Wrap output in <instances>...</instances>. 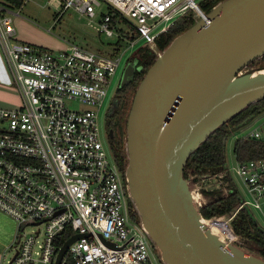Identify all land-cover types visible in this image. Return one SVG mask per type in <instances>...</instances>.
Returning <instances> with one entry per match:
<instances>
[{
	"label": "built area",
	"instance_id": "2783aa9c",
	"mask_svg": "<svg viewBox=\"0 0 264 264\" xmlns=\"http://www.w3.org/2000/svg\"><path fill=\"white\" fill-rule=\"evenodd\" d=\"M47 1L59 14L72 9L98 33L128 44L126 49L143 41L155 54L156 38L177 18L187 11L195 18L205 14L196 0ZM19 16L0 2V86L18 96V104L0 106V211L16 222L7 264H54L74 234L81 236L68 245L60 264H165L132 215L136 209L124 173L102 140L100 113L126 49L110 45L103 55L70 43L40 50L18 39L13 18ZM235 130L243 133L238 138L264 141V110ZM205 180H217L223 195H238L232 215L203 217L221 220L228 241H237L231 229L236 214L263 211L264 158L236 161L200 182ZM65 231L70 234L63 241Z\"/></svg>",
	"mask_w": 264,
	"mask_h": 264
},
{
	"label": "water",
	"instance_id": "95a60500",
	"mask_svg": "<svg viewBox=\"0 0 264 264\" xmlns=\"http://www.w3.org/2000/svg\"><path fill=\"white\" fill-rule=\"evenodd\" d=\"M263 55L264 0H220L156 55L137 84L123 173L138 221L165 264H264L235 244L223 246L202 224L195 189L211 173L183 174L212 132L264 97V73L252 77L264 67L245 69ZM137 64H125L121 85L141 69ZM202 188L217 192L220 184L205 180ZM79 236L62 244L54 264Z\"/></svg>",
	"mask_w": 264,
	"mask_h": 264
},
{
	"label": "trees",
	"instance_id": "16d2710c",
	"mask_svg": "<svg viewBox=\"0 0 264 264\" xmlns=\"http://www.w3.org/2000/svg\"><path fill=\"white\" fill-rule=\"evenodd\" d=\"M220 0H202L198 5L200 9L207 13ZM0 2L7 3L12 7H20L21 0H0ZM194 13L187 11L185 14L177 18L169 27V29L160 34L156 40L155 45L159 51L165 49L169 43L180 33L187 30L194 21ZM156 55L152 50L145 49L139 58L138 66L141 68L136 70L133 79L127 86L126 91L120 98L119 106L114 112L116 119H114L113 127L117 131L114 138L108 141L114 160L119 166L120 170H124L126 165L125 155V124L126 118L130 109L132 98L135 93L138 82L142 79L147 69L153 64ZM264 67V55L254 60L245 69ZM264 110V97L257 102L250 104L244 110L236 114L230 120L225 122L214 132H212L207 139L189 156L184 167V176H199L205 173H215L224 168L225 164V141L230 131L236 129L239 124L251 115H255ZM234 158L238 162L247 161L251 159L264 158V141H257L253 139L237 138L233 144ZM239 202L238 195L231 193L226 197L219 196L218 198L210 200L203 208H201V215L204 218L212 216H220L227 214ZM138 218L136 213L132 214ZM231 229L235 235L245 237L251 249L257 251L258 256L264 259V231L254 223L251 215L245 210H240L231 222ZM70 234V233H69ZM68 231L63 233V241L69 235ZM62 241V242H63Z\"/></svg>",
	"mask_w": 264,
	"mask_h": 264
},
{
	"label": "rangeland",
	"instance_id": "374dc122",
	"mask_svg": "<svg viewBox=\"0 0 264 264\" xmlns=\"http://www.w3.org/2000/svg\"><path fill=\"white\" fill-rule=\"evenodd\" d=\"M202 0H196L199 4ZM22 4L18 7H12L14 11H18L19 17L13 18V25L16 29V34H20L24 38L25 42L35 45L40 50L56 51L63 49L70 43L79 45L80 47L92 50L94 52L106 55L112 49L110 45L119 47L120 51L126 49L128 44L118 42L116 38L106 37L102 33H98L92 25L88 23V20L79 14L75 13L72 9L64 10L62 14H59V10L51 5L47 0H21ZM99 21V17L94 19V23ZM93 23V24H94ZM147 49L146 43L138 41L134 48L126 49L123 56L122 64L113 79V85L110 89L109 96L113 93V88L120 81V77L125 64L131 61L133 58H139L143 53V50ZM0 99L9 100L10 102H16V94H6L0 96ZM108 100V98L106 99ZM108 103V102H107ZM71 107L78 108V105H72ZM107 104L100 113V127L102 133V140L107 141L106 131L104 129L105 114ZM243 133L240 130L230 131L225 141V163L228 167L234 166L236 160L233 154L234 141ZM229 181V180H227ZM199 183L198 187L204 198V204H207L210 200L221 197H226L219 191L206 192L202 186L203 183ZM231 184V182H229ZM233 185L238 195L246 199V194L239 185L238 181L233 178ZM131 202V201H130ZM238 204V203H237ZM236 204V205H237ZM236 205L233 207L235 208ZM202 207V208H203ZM263 211L252 210L250 215L253 217L256 224L264 230V205ZM217 216V215H215ZM30 231V230H28ZM218 232V231H217ZM219 233V232H218ZM239 235H236L237 241H231L230 244H235L243 249L247 253L258 256L257 251L251 249L244 240H238ZM245 238V237H243ZM228 241V239L226 238ZM248 240V239H247ZM249 241V240H248ZM228 243V242H227ZM250 244V243H249ZM13 250L9 248L7 250L2 263L7 264V261L11 258ZM33 264H47L44 262H34Z\"/></svg>",
	"mask_w": 264,
	"mask_h": 264
},
{
	"label": "crops",
	"instance_id": "0c3cea01",
	"mask_svg": "<svg viewBox=\"0 0 264 264\" xmlns=\"http://www.w3.org/2000/svg\"><path fill=\"white\" fill-rule=\"evenodd\" d=\"M18 39L24 41V38L18 34ZM16 94L15 90L8 87L0 86V96L6 94ZM17 95V94H16ZM18 100V96H17ZM18 104L16 102H10L9 100L0 99V106L1 107H9L12 105ZM16 233V222L8 215L0 211V264L11 244L13 242L14 236Z\"/></svg>",
	"mask_w": 264,
	"mask_h": 264
},
{
	"label": "flooded vegetation",
	"instance_id": "af4514ba",
	"mask_svg": "<svg viewBox=\"0 0 264 264\" xmlns=\"http://www.w3.org/2000/svg\"><path fill=\"white\" fill-rule=\"evenodd\" d=\"M130 82L128 84L121 85L119 81L118 84L115 86V88H113L114 90H113L112 95L109 96L108 103H107L108 108L105 114V124H104L107 141H109L110 138H114L117 133V131L113 127L114 119H116L114 112L117 110V107L119 106V103H120V98L126 91L127 86L130 84Z\"/></svg>",
	"mask_w": 264,
	"mask_h": 264
},
{
	"label": "bare ground",
	"instance_id": "6f19581e",
	"mask_svg": "<svg viewBox=\"0 0 264 264\" xmlns=\"http://www.w3.org/2000/svg\"><path fill=\"white\" fill-rule=\"evenodd\" d=\"M260 73H264V70L260 71V72H254L252 74V77L256 76L257 74ZM195 198L199 201V203H202L201 198L195 194ZM202 224H204V226L206 227V229H208V231L217 239L221 242V244L223 246H228L230 244L229 241L226 240V237L224 235V231H223V222L221 220H211V219H207V220H201ZM219 233H218V232ZM228 242V243H227Z\"/></svg>",
	"mask_w": 264,
	"mask_h": 264
}]
</instances>
